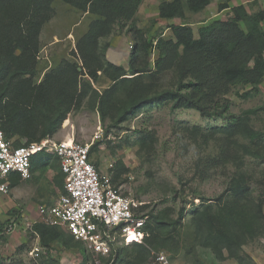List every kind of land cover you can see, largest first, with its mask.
<instances>
[{
	"label": "trees",
	"instance_id": "trees-1",
	"mask_svg": "<svg viewBox=\"0 0 264 264\" xmlns=\"http://www.w3.org/2000/svg\"><path fill=\"white\" fill-rule=\"evenodd\" d=\"M56 1L94 19L71 52L72 61L46 73L39 81L41 34L55 17L53 6ZM143 1L0 0V129L16 147L54 137L70 115L83 109L88 99L90 108L96 109L101 122L109 120L115 126L150 104H168L174 111L195 110L204 118L225 119V124L210 132L200 134L199 130L204 142L216 143L218 153L213 159L202 161L200 166L203 168L198 166V172L204 179L229 163L235 165L236 171L225 192L214 202L193 196V201L199 199L201 203H192L190 220L194 233L203 240L201 246L221 256L223 248L229 251L240 248L245 242V233H253L264 224V195L255 203L249 185L251 177L242 170L247 157L264 162V134L252 127V116L258 109L247 110L235 118L229 114L230 103L226 98L236 87L251 86L255 91L264 80V29L261 26L264 11L250 14L245 5L233 7L229 19L215 20L200 27L197 38L188 23L172 26V38L157 39L155 48L159 56L152 73L145 69L152 44L135 46L127 67L107 63L105 56L109 44L102 46L101 40L109 37L115 26L132 22ZM213 1H165L159 5V17L184 19L186 11L200 13ZM225 1L218 5L219 11L229 9V2L233 0ZM167 73L173 74L175 82L172 87L159 89V77ZM102 75L113 84L98 91L93 85ZM244 97L252 95L246 93ZM192 133L191 137H196ZM98 147L99 143L91 146L90 159L98 152ZM47 169L59 173L54 182L63 193L64 175L58 158L46 153L33 158L32 176ZM125 172L127 169L122 166L115 169L113 182ZM20 182L19 176H12L10 189L19 186ZM145 215L148 216L147 236L142 244L129 245L134 253L130 257L122 255L123 249L118 244L113 246L109 258L91 249L90 255L85 245L75 240L65 227L42 225L36 226L35 230L47 247L45 236L51 230L49 241H59L66 248L78 249L84 262L93 258L96 264H145L150 255L148 247H179V227L185 214L182 209L175 220L167 211ZM2 230L0 227V232Z\"/></svg>",
	"mask_w": 264,
	"mask_h": 264
},
{
	"label": "rangeland",
	"instance_id": "rangeland-1",
	"mask_svg": "<svg viewBox=\"0 0 264 264\" xmlns=\"http://www.w3.org/2000/svg\"><path fill=\"white\" fill-rule=\"evenodd\" d=\"M165 1L171 0H144L132 22L115 26L113 33L101 40L102 46L109 44L105 56L107 63L127 67L135 46L152 44L145 65L148 73H152L156 70L155 62L159 56L155 48L157 39L172 38V26L188 23L197 38L200 27L215 20L229 19L233 7L245 5L250 14L264 11V0H233L229 2L230 8L223 11H219L218 5L226 1L214 0L200 13L186 11L184 19L166 20L159 17V5ZM53 7L55 17L45 25L41 34L39 81L46 73L72 61L71 52L94 19L61 1H56ZM261 26L264 29V22ZM159 78V89L172 87L175 82L173 74L167 73ZM112 84L108 77L102 75L93 86L98 91H104ZM246 93L252 97L245 98ZM226 98L230 103L229 114L235 118L247 110L258 109V113L252 116V127L264 134V80L255 91L251 86L236 87ZM89 101L79 113L69 116L54 138L61 141L70 137L82 144L99 143L98 152L91 156V161L97 165L99 173L109 175L112 183L125 195L144 203L145 214L167 211L175 220L184 209L185 218L179 227V247H148L150 255L145 264H158L154 254L159 252L165 253L171 264H264V224L253 233L246 232L245 242L240 248H233L232 251L223 248L221 256L201 246L203 240L196 236L191 226L192 203H201L199 199L193 201V196L199 195L214 202L225 192L231 175L236 171L235 165L229 163L204 179L198 172L202 161L213 159L218 153L216 143L204 142L199 130L200 134L210 132L214 127L225 124V119L204 118L195 110L174 111L168 104H150L115 126L109 120L102 123L96 109L90 108ZM191 132L195 134L193 138L196 141ZM245 163L242 170L251 177L249 185L256 203L264 195V162L247 157ZM100 164L103 165L101 170ZM111 165L113 168H110ZM121 166L127 172L113 182L115 169L117 171ZM58 174L53 169L37 171L31 181L22 183L16 198L12 191L9 197L0 198V227L5 229L14 225L12 233L0 237V264H96L93 258L84 262L76 248H66L59 241H49L51 230L45 236L49 244L45 246L43 238L35 230L36 226L44 225L41 223L44 215L62 193L54 182ZM120 246L123 256L134 254L132 247ZM84 247L92 255L90 248Z\"/></svg>",
	"mask_w": 264,
	"mask_h": 264
},
{
	"label": "built area",
	"instance_id": "built-area-1",
	"mask_svg": "<svg viewBox=\"0 0 264 264\" xmlns=\"http://www.w3.org/2000/svg\"><path fill=\"white\" fill-rule=\"evenodd\" d=\"M0 129V197L10 192V178L32 179V160L41 153L56 156L64 175L63 193L43 217L46 226L65 227L75 240L105 258L113 254V246L142 244L148 216L140 211L144 203L125 195L112 183L109 175H101L90 159L93 144H82L67 138L61 141L46 137L39 142L14 146ZM113 168V165L110 166ZM9 225L0 237L9 235ZM158 264H171L169 257L155 253Z\"/></svg>",
	"mask_w": 264,
	"mask_h": 264
},
{
	"label": "crops",
	"instance_id": "crops-1",
	"mask_svg": "<svg viewBox=\"0 0 264 264\" xmlns=\"http://www.w3.org/2000/svg\"><path fill=\"white\" fill-rule=\"evenodd\" d=\"M54 137H55V136H54ZM66 138H67L68 140H71L70 137H66ZM66 138H65V139H66ZM63 140H64V139H63ZM102 167H103V165L100 164V166H99L100 170L102 169ZM28 181H31V180H27V181H23V180H21L20 185L17 186V187H15V188H13V189H10L9 194H10L11 191H12V194H13L14 198H16V197L19 195V193L21 192V185H22V183H25V182H28ZM9 194L6 195V196H2V197H0V198L9 197ZM12 200H13V199H12Z\"/></svg>",
	"mask_w": 264,
	"mask_h": 264
}]
</instances>
